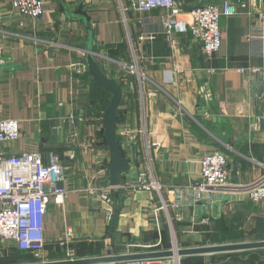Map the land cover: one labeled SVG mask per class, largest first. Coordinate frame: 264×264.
<instances>
[{
	"label": "crops",
	"instance_id": "crops-1",
	"mask_svg": "<svg viewBox=\"0 0 264 264\" xmlns=\"http://www.w3.org/2000/svg\"><path fill=\"white\" fill-rule=\"evenodd\" d=\"M11 1L0 0V119H17L21 135L7 142L5 151L37 152L44 163L48 152L57 154L65 167L59 184L68 194L65 203L48 204L41 257L30 254V260H21L22 252L11 247L0 250V264L64 259L59 240L67 228L76 258L102 256L108 249L118 254V247L129 243L154 244V216L161 241L150 250H167L173 240L178 248H189L264 238V200L221 196L195 220L190 207L166 213L154 190L134 191L126 185L144 164L137 132L143 124L142 97L148 138L156 144L150 150L153 174L163 190L197 180L199 160L216 150L226 156L233 182L246 184L263 173L264 80L254 88L246 69L264 66L256 54L261 42L248 38L252 26H261L256 16L264 12V0H183L184 11L209 3L221 8L224 1L248 6L220 16L221 45L211 59L204 58L187 29L173 32L172 41L165 37L163 10L141 12L129 7L130 0H45L36 19L19 15ZM120 4L128 9L123 12ZM83 17L95 59L121 85L115 130L130 167L119 187L113 228L106 216L112 197L106 203L86 192L107 184L111 155L104 148L101 115L110 95L89 77ZM134 58L147 77L142 82L122 67ZM262 254L256 250L243 264H264ZM209 257L185 255L180 264H210Z\"/></svg>",
	"mask_w": 264,
	"mask_h": 264
},
{
	"label": "built area",
	"instance_id": "built-area-1",
	"mask_svg": "<svg viewBox=\"0 0 264 264\" xmlns=\"http://www.w3.org/2000/svg\"><path fill=\"white\" fill-rule=\"evenodd\" d=\"M130 6L141 12L153 9L163 10L162 27L165 37L172 41V34L176 30H188L192 40L200 44L201 52L205 59H211L221 45V29L219 18L221 15H232L238 10L247 9L246 3H240L239 8L224 1L221 8L215 4H202L191 7L184 11L183 0H130ZM45 0H12L11 8L25 18H39L43 12ZM121 10H127V6L120 4ZM257 20L260 27L252 26L248 34L251 40L261 42L257 55L264 59V12H257ZM136 58L131 63H122L127 73L136 75L137 80L142 82L147 77L143 74L136 63ZM244 70V69H241ZM252 77L253 87L259 86L264 80L263 67H248ZM62 105V103H59ZM141 114L143 124L137 130L142 139V158L144 164L139 169L134 179L127 182V187L134 190H154L160 198L161 206L166 213L169 208L179 209L190 207L194 219H200L199 213H207L208 208L217 198L233 196L236 194L247 196L252 202L264 200V171L255 180L239 184L230 179L227 169V158L220 151L206 153L199 160L200 176L194 182L183 185L171 186L163 190L162 185L156 180L153 169L150 150L155 147L154 142L149 141L147 127L144 124L146 118L145 101L141 98ZM21 135L19 122L14 118L0 119V250L14 247L18 251L31 253L39 259L45 246L43 232V217L47 211L50 200L54 204H63L66 201L68 190L59 183L63 179L65 167L59 161L54 152H48L47 161L44 163L37 152H23L21 154H9L5 151L7 142L16 141ZM133 148L138 145L131 140ZM132 148V149H133ZM121 186V185H120ZM119 189V188H118ZM114 187L105 184L95 185L86 189L89 195H96L99 200L109 202ZM164 193L172 195L171 202L165 201ZM112 207L108 205L106 216L110 220ZM178 216V215H177ZM154 229L157 232V241L154 244L142 245L144 251H134L127 244L122 253H137L153 251L150 248L157 246L161 241L160 222L154 216ZM171 218L168 222L171 224ZM207 220V217L201 218ZM72 232L65 230L64 236L59 240V245L65 248V258H76L74 249L69 246ZM173 255L161 258H135L128 259L118 264H180V256L174 254L173 243L171 246ZM149 249V250H147Z\"/></svg>",
	"mask_w": 264,
	"mask_h": 264
},
{
	"label": "water",
	"instance_id": "water-1",
	"mask_svg": "<svg viewBox=\"0 0 264 264\" xmlns=\"http://www.w3.org/2000/svg\"><path fill=\"white\" fill-rule=\"evenodd\" d=\"M84 22L88 30V39L85 46V64L89 77L93 83L104 88L110 95L109 101L103 109L101 115V123L103 127V136L105 140L104 148L110 151L111 159L106 166L107 170V184L114 187L112 194V215L109 220V225L114 227L117 221L119 213L120 201H119V187L123 181V174L129 170V161L124 155L121 148L119 138L116 135L115 123L117 120V107L121 95L120 81L114 78L112 75L106 74L101 68L99 62L95 59L93 49L91 46V29L88 26L86 18ZM264 248V240L251 241V242H239V243H227V244H212L189 248H178L177 255H193V254H211L215 252H227L237 250H249ZM173 255L171 249L167 250H153L148 252L137 253H118L111 254L110 249L106 251L105 255L94 256L87 258H75L73 260L61 259L55 261L45 262H30L20 264H100V263H117L128 259L135 258H161L169 257Z\"/></svg>",
	"mask_w": 264,
	"mask_h": 264
},
{
	"label": "rangeland",
	"instance_id": "rangeland-1",
	"mask_svg": "<svg viewBox=\"0 0 264 264\" xmlns=\"http://www.w3.org/2000/svg\"><path fill=\"white\" fill-rule=\"evenodd\" d=\"M259 240H264V238L257 239V240L256 239L255 240H252V239L239 240V241L225 242V243H220V244L251 242V241H259ZM173 242H174V240H173ZM212 244H214V243H210V244H206V245H212ZM171 246L172 245H170L167 249H172ZM126 248H127V246L122 248V250L119 253H122V251L126 250ZM129 248H131V250L143 249L142 247H139V246H129ZM177 248H178V246H177ZM256 250L261 251L263 253L262 254L263 256L262 255L261 256L264 258V248L249 249V250H237V251H227V252H215V253H211V258L209 257V259L211 260L210 264H243L249 258L248 256H250ZM113 253H116V252H113ZM29 256H30V253H19V255H18V257L21 260H25V261L26 260H30ZM180 258H181V256H180ZM153 264H158V263H156V261H153Z\"/></svg>",
	"mask_w": 264,
	"mask_h": 264
},
{
	"label": "bare ground",
	"instance_id": "bare-ground-1",
	"mask_svg": "<svg viewBox=\"0 0 264 264\" xmlns=\"http://www.w3.org/2000/svg\"><path fill=\"white\" fill-rule=\"evenodd\" d=\"M173 250H174L175 256L177 257L176 252H177L178 248L176 246V242L175 241L173 242Z\"/></svg>",
	"mask_w": 264,
	"mask_h": 264
},
{
	"label": "trees",
	"instance_id": "trees-1",
	"mask_svg": "<svg viewBox=\"0 0 264 264\" xmlns=\"http://www.w3.org/2000/svg\"><path fill=\"white\" fill-rule=\"evenodd\" d=\"M113 228V227H112ZM119 249H122L123 247L122 246H119L118 247ZM19 252H21V251H19ZM22 253H28V252H22ZM31 254V253H30Z\"/></svg>",
	"mask_w": 264,
	"mask_h": 264
}]
</instances>
